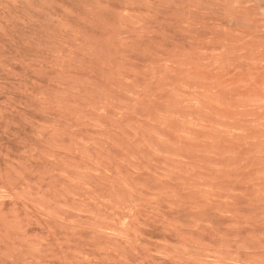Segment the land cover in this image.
<instances>
[{
	"label": "rangeland",
	"instance_id": "374dc122",
	"mask_svg": "<svg viewBox=\"0 0 264 264\" xmlns=\"http://www.w3.org/2000/svg\"><path fill=\"white\" fill-rule=\"evenodd\" d=\"M0 264H264V0H0Z\"/></svg>",
	"mask_w": 264,
	"mask_h": 264
}]
</instances>
